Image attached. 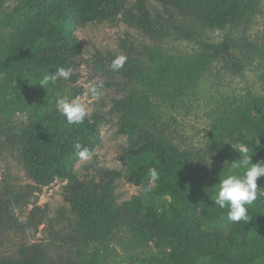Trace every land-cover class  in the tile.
<instances>
[{
  "label": "trees",
  "instance_id": "16d2710c",
  "mask_svg": "<svg viewBox=\"0 0 264 264\" xmlns=\"http://www.w3.org/2000/svg\"><path fill=\"white\" fill-rule=\"evenodd\" d=\"M3 3L0 155L30 182L5 172L0 179V245L12 229L22 232L7 240L0 264H110L118 247L149 264H264V196L246 206L248 222L229 221L228 209L214 203L219 179L239 158L232 145L245 143L252 162L264 161V35L252 40L248 32L264 16V0H14L7 9ZM95 22H124L152 43L127 49L124 66L112 70L124 83L123 95L110 103L127 137L123 169L100 167L80 177L76 163L99 144L103 117L92 112L69 124L56 101L82 93L75 82L85 49L77 29ZM215 32L222 36L212 38ZM184 40L195 43L190 51L166 50V42ZM114 57L106 58L109 66ZM219 61L240 71L253 66L263 90L248 92L218 118L202 147L182 146L164 109L177 107ZM58 66L71 70L69 79L46 89L38 84ZM121 177L138 192L119 201ZM56 180L64 182L68 204L57 210L63 219L29 198ZM257 184L264 189V176ZM38 232L46 238H32Z\"/></svg>",
  "mask_w": 264,
  "mask_h": 264
},
{
  "label": "rangeland",
  "instance_id": "374dc122",
  "mask_svg": "<svg viewBox=\"0 0 264 264\" xmlns=\"http://www.w3.org/2000/svg\"><path fill=\"white\" fill-rule=\"evenodd\" d=\"M14 4V0H4L3 8ZM252 40L263 38L264 16L257 19L248 31ZM77 35L84 45V59L78 70L75 85L82 89V93L75 100L83 103L89 114L99 113L103 119L100 125V142L91 154L80 159L76 163V170L80 177L96 174L97 168L123 169L121 152L127 146V137L118 132V120L115 114L110 112L111 99L119 98L124 93L122 78H118L112 71L107 57L109 54H125L129 48H141L142 45H150L152 40L140 30L129 26L124 22L110 25L105 23H87L77 29ZM222 36V33L215 32L212 38ZM194 42L168 41L165 43L166 50L173 53L190 51ZM126 46V47H125ZM252 67L245 70H237L229 67L225 61H219L206 71L197 86L175 108H165L163 119L173 131L174 140L182 146L200 148L207 138L211 125L232 108V106L248 92L259 93L263 85ZM112 82L100 90V86ZM97 87L98 96H94L90 89ZM12 176L13 181L21 184L30 182L24 171L14 162L11 157L0 155V179L3 173ZM63 181L56 180L52 184L42 188L38 194L30 195V200L37 198V204H47L48 215L63 219L62 213L57 210L67 207L63 199ZM138 192V188L128 183L123 177L117 180L116 193L118 200L129 199ZM264 196V190L258 188L257 197ZM32 208L31 204L24 208L25 213ZM65 214V213H64ZM25 215H19L23 220ZM44 225H41V229ZM21 231L12 229L5 236L1 237L2 246L0 253L6 252L9 239L15 241L21 235ZM46 238L45 234L38 232L32 238ZM115 259L110 264H149L143 255L130 253L118 247L114 252ZM201 264H207L202 262Z\"/></svg>",
  "mask_w": 264,
  "mask_h": 264
},
{
  "label": "clouds",
  "instance_id": "9594fccd",
  "mask_svg": "<svg viewBox=\"0 0 264 264\" xmlns=\"http://www.w3.org/2000/svg\"><path fill=\"white\" fill-rule=\"evenodd\" d=\"M126 59L127 57L123 54L115 55L111 61V69L114 72L119 71L124 66ZM71 75L70 69L58 66L54 73L46 72L39 79L38 84L46 89L47 86L54 85L58 80L69 79ZM90 92L94 96L100 94L95 86L90 89ZM56 107L66 117L69 124H81L89 115L87 107L79 100L68 101L65 98H59L56 101ZM232 147L239 152V158L231 163V171L226 172L224 177L219 179L214 203L221 209H228L227 218L229 221L234 223L248 222L249 215L246 206L257 200V181L258 178L264 176V161L252 162L254 151L245 143L241 142L236 146L232 145ZM74 148L81 157L86 156V151L81 150L80 143H76ZM150 175L155 177L157 173L154 169H151Z\"/></svg>",
  "mask_w": 264,
  "mask_h": 264
}]
</instances>
